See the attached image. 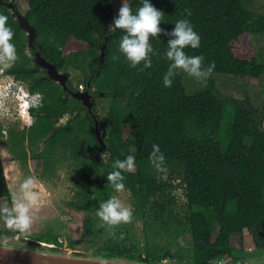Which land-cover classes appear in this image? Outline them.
I'll return each instance as SVG.
<instances>
[{
    "label": "trees",
    "instance_id": "1",
    "mask_svg": "<svg viewBox=\"0 0 264 264\" xmlns=\"http://www.w3.org/2000/svg\"><path fill=\"white\" fill-rule=\"evenodd\" d=\"M247 1L150 0L164 12L160 27L168 32L176 21L188 19L200 36V47L186 48V54L202 55L205 66L215 65L205 88L193 94L188 93L180 74L173 78L171 87L163 85L171 63L165 57L168 36L151 38L158 53L152 56L151 68L139 71V66H129L119 51L122 30L109 29L114 18L112 0L27 1L28 19L38 32L44 57L61 65L60 69L71 66L82 71L84 85L91 81L96 97L109 100L106 123L100 120L99 130L107 144L102 155H107L111 169L104 188L97 191L91 189L86 175L94 174L97 165L78 152L81 144L85 149L97 144L93 119L88 112L79 111V102L66 97L60 84L46 77L44 71L38 74L33 70L38 65H32V58L25 52L26 31L9 8L0 5V14L8 17V26L15 34L12 42L19 57L6 71L26 81L31 92L43 94L40 109L31 111L34 122L28 132H9L7 145L14 156L27 164L29 143L38 175H45L47 169L50 172L59 150H69L73 159H83L78 180L83 190L77 204L87 212L97 211L99 203L116 195L107 181L114 162L128 155L135 157V171L123 173V183L131 193L134 221L112 228L114 236L108 248L113 252L106 257L125 256L146 262L171 259L191 264L229 258L230 264H236L240 256L264 252V111L253 106L249 98L223 94L214 78L215 74L251 81L264 77L263 62L255 57L239 58L234 51L235 41L244 34L264 32V15L249 9ZM129 4L133 13L142 6L141 0ZM71 39L87 43V51L66 55L64 48ZM105 42L104 63L98 61L97 71H92ZM74 111L78 113L68 127L56 129L57 120ZM2 132L0 123V137ZM47 137L40 152L39 143ZM153 144L159 145L165 155L166 180L158 179L160 174L149 161ZM7 180L0 153V202L11 206L13 195ZM177 188H182L184 202H178ZM135 221L142 223L144 247L136 242ZM94 227L91 222L86 229ZM245 230L252 235L254 254L232 245V236L242 237ZM6 235L15 236L9 232ZM188 235L191 243L181 245L180 236ZM45 242L56 244L58 249L57 238ZM163 248V255L156 253Z\"/></svg>",
    "mask_w": 264,
    "mask_h": 264
},
{
    "label": "rangeland",
    "instance_id": "2",
    "mask_svg": "<svg viewBox=\"0 0 264 264\" xmlns=\"http://www.w3.org/2000/svg\"><path fill=\"white\" fill-rule=\"evenodd\" d=\"M14 1H16L20 12L26 15L28 10V0ZM130 1L131 0H127L128 3ZM112 2L114 5V17H116L123 0H112ZM246 5L258 15H264V0H248ZM112 22L110 24H112ZM87 49V43L71 39L64 48V53L67 55L74 52L87 51ZM234 51L236 56L239 58L255 57L260 62L264 63V32L244 34L239 40L235 41ZM25 52L29 56L31 49H29L27 46ZM61 70L62 72H67L70 74V83H72L75 87L82 88L85 86L84 75L82 71L71 66L63 67ZM179 74L183 77L186 89L189 94H193L205 88L204 84L196 82L193 78H189L185 73L179 72ZM10 78L11 77H8V79ZM214 78L216 80L218 89L223 94L244 100L249 98L253 106L264 110V77L260 78L258 81H251L245 77L215 74ZM0 83L1 86H4L0 89V108L5 102V106L7 108H11L10 102H13L14 106L13 109H0V123L3 126L2 136L0 137V153L2 161H4V170L6 165L12 176L11 182L7 180L9 188L14 197L18 194L19 184L25 178L32 176L37 180V190L40 193V210L39 212L35 213L36 219L31 229L27 232H21L18 230L14 231L6 226L3 219H0V231L4 233L3 236L14 237L13 235H6L9 232L10 234H15V237H18L22 240L35 241L39 243H47L45 242L47 239L55 242L57 238L59 245L58 250L106 257V255H109L113 252V250L108 248L112 246L111 240L114 236L111 234L112 228L104 224L99 219V217L96 215L97 211L92 212L89 210L90 212H87L83 206L77 204L81 198L83 190L82 185L78 181L80 177L79 175L81 173L80 164L83 159L78 157L77 159H73L68 153L69 150H59V152L56 154V157L54 158L50 172L47 169L45 175H38L37 171L34 169L35 161L32 158L33 151H31L32 149H30L31 147L29 145L27 150L29 158L28 163H21L10 151V148L7 145V140L11 129H15L17 131H26L29 127H27V124H25L26 119H24L23 123V120H21L19 116V100L14 98L11 101L9 100L10 102L8 103L5 94L6 87L8 86L5 85L1 79ZM20 85L23 87V89L28 91V83L26 81L22 80ZM108 108V98L105 96L96 98L95 112L97 114H99L101 117H105L107 115L106 112ZM127 133H130L128 129ZM45 143L46 139L39 143L40 152L45 149ZM82 153L87 154L85 150ZM79 156L82 155L79 154ZM101 159H103L105 163L109 165V160L106 154H103ZM98 174L99 173L96 172V174L90 178L92 183L91 189L93 191H97L98 189ZM175 193L178 202L181 203L185 201L182 188H177ZM130 195V191L125 188L124 191L116 193L115 196H117L126 206H131L132 208ZM4 205H7L5 201L0 202V206ZM132 221H134L133 218ZM91 222L95 223V227L94 229L88 231L86 226ZM98 231H100V233ZM134 233L138 246L144 247L146 238L141 222L135 221ZM179 242L183 246H188V244L191 243V237H189V235L180 236ZM231 242L233 247L237 249L243 248L244 252L247 254H254L256 251V247L252 240V235L247 230L244 231L242 237H240V235H233ZM177 248L178 247H175L174 250L176 251ZM164 252L165 250L163 248L156 253L163 255ZM123 258L127 257L123 256ZM188 259H190V257L187 258V260ZM258 259L259 261L264 262V252L259 251V254L251 256L250 259H248L249 261L240 256V259L237 260V263L256 264L255 262ZM226 260L229 262L232 261H230L229 258H226ZM167 261L170 260L168 259Z\"/></svg>",
    "mask_w": 264,
    "mask_h": 264
},
{
    "label": "clouds",
    "instance_id": "3",
    "mask_svg": "<svg viewBox=\"0 0 264 264\" xmlns=\"http://www.w3.org/2000/svg\"><path fill=\"white\" fill-rule=\"evenodd\" d=\"M141 4L142 6L133 13L127 0H123L118 10V15L113 18L112 24L109 25V29L113 31L119 29L123 32L119 51L129 62V66L131 68H138L139 66V71L151 68L152 56L158 55L150 42L151 38H159L161 35L168 36L170 38L167 41L165 57L171 63L163 76L164 87H171L173 78L179 72L185 73L189 78H193L196 82L206 86L207 80L213 74L215 65L213 63L205 66L202 55L189 56L186 54V48L197 49L200 47V36L194 30L191 22L188 19H180L174 24V29L168 32L160 27L164 12L158 10L150 0H141ZM185 11L187 15H191L189 10L186 9ZM14 35L12 28L8 26V17L0 14V79L8 86L5 92L8 103L14 98L20 102L19 97H21L20 82L22 80L6 71L19 59L16 46L12 42ZM8 77L11 78L8 79ZM3 87L0 83V89ZM29 93L28 101L30 105L28 109L32 119V109L40 108L43 104V99L41 98L36 103V93L40 92L29 91ZM5 103L0 109L12 108L13 102H10L11 108H7ZM149 161L155 171L160 174L158 179L166 180L168 168L165 155L159 145L153 144ZM113 168L114 170L107 175V181L114 191L119 193L125 189V184L123 183L125 176L123 173L135 171L136 161L134 155H128L123 160H116ZM39 210L40 193L37 190V180L29 176L19 184L18 194L13 197L11 206H0V219H3L9 229L27 232L31 229L36 219L35 213L39 212ZM96 215L110 228L131 223L133 218L131 206H126L117 196H112L106 201H102Z\"/></svg>",
    "mask_w": 264,
    "mask_h": 264
},
{
    "label": "water",
    "instance_id": "4",
    "mask_svg": "<svg viewBox=\"0 0 264 264\" xmlns=\"http://www.w3.org/2000/svg\"><path fill=\"white\" fill-rule=\"evenodd\" d=\"M0 5H6L14 15L15 19L18 21L19 27L26 31V34L28 36V48L31 49L37 45L42 52V46L37 40L38 32L36 28L29 22L28 15H24L20 12L16 1L0 0ZM106 49L107 42L103 44L101 53L95 59L96 62L100 61L104 63L107 53ZM41 52L36 53L35 60L37 65L47 71L46 76L49 79L57 82L63 87L64 90H67L70 74L67 72H62V70L59 68L61 65L47 60ZM71 93L74 98L82 102V104L90 113L94 115L96 119L95 131L100 139V149L98 151V153L100 154L106 148V142L100 137L101 131L99 130V121L97 120L96 115L93 113L96 99L93 98L89 90H83L82 88H79L76 91H72ZM262 111L264 110L262 109ZM76 115V111H74L73 113H65L59 119V124H63V126L67 128L69 121L72 118H75ZM52 134L53 132L49 136H51ZM48 138L49 137H47L46 140ZM84 150V144H81L78 152L80 154H84L82 153ZM258 254L259 253L254 255ZM254 255H248L244 259L248 260L251 256ZM167 260L168 259L146 262L143 260H134L123 257H102L95 256L93 254H78L76 252H68L55 249V246L53 244L22 240L15 236H0V264H191L176 262L175 260L171 259H169L170 261ZM255 263L264 264V262L259 261V259ZM211 264L217 263L211 261Z\"/></svg>",
    "mask_w": 264,
    "mask_h": 264
},
{
    "label": "flooded vegetation",
    "instance_id": "5",
    "mask_svg": "<svg viewBox=\"0 0 264 264\" xmlns=\"http://www.w3.org/2000/svg\"><path fill=\"white\" fill-rule=\"evenodd\" d=\"M27 46H28V41H27V43H26V48H27ZM37 52H41V50H40V48L36 45L35 47H33V48H31V52H30V54H29V57H31L32 58V60H33V65H35V64H37L36 63V60H35V57H36V53ZM42 53V52H41ZM96 63V66L93 68V70L92 71H97V67H99V64L97 63V62H95ZM33 70L36 72V73H43V71L47 74V71L45 70V69H43V68H41L40 66H33ZM47 77V76H46ZM92 86V83H91V81H89L88 83H87V86H84L82 89L83 90H89V92L91 93V95L93 96V98L94 99H96L97 97H96V94H95V91H96V87H91ZM77 89H79V88H77V87H75L72 83H70V78H69V80H68V89L67 90H65L66 91V97L68 96V97H73V95H72V91H76ZM29 90V89H28ZM30 91V90H29ZM43 95V94H42ZM42 99H43V97H42ZM76 99V98H75ZM77 100V99H76ZM78 102H79V111L80 112H82V113H86V112H88L89 113V115L91 116V118L93 119V121H94V123L96 122L95 120V117H94V115L92 114V113H90L88 110H87V108L82 104V102L80 101V100H77ZM14 108V106H12V108L11 109H13ZM38 109H40V108H38ZM93 113L96 115V118H97V120L99 121V126H100V120H103V124H105L106 122V116L105 117H101L99 114H97L96 112H95V106H94V108H93ZM77 112V111H76ZM78 113V112H77ZM60 119V118H59ZM57 120V122H56V124H55V126H56V128H59V127H65V126H63V124H59V121L60 120ZM33 122H34V118H33ZM70 122V121H69ZM33 124V123H32ZM29 129V128H28ZM101 131V134H100V137H101V139H103V137H102V134H103V131L102 130H100ZM26 132H28V130H26ZM94 133H95V137H96V141H97V144L93 147V149H85V152H87V154H83V156H87V157H89L90 159H92L95 163H96V165H97V170H96V172H98L99 174H98V177H99V179L97 180V185H98V189H101V188H104V186H105V182H106V174H107V172L111 169V167L110 166H108L106 163H105V161L103 160V159H101V156H102V153H98V151H99V149H100V139H99V137L97 136V134H96V131H95V127H94ZM28 146H29V143H27V145H26V148H27V150H28ZM106 147H107V144H106ZM31 149V148H30ZM106 149V148H105ZM104 149V150H105ZM44 150V149H43ZM42 150V151H43ZM103 150V151H104ZM32 151V150H31ZM41 151V152H42ZM96 172L94 173V174H90V173H87L86 175L88 176V180L90 181V184L92 185V183H91V180H90V178L91 177H93L95 174H96ZM99 205H100V203L98 204V207H99ZM89 230H91V229H89ZM88 230V231H89ZM113 230V229H112ZM111 230V231H112ZM99 233H100V231H98ZM111 234H113L114 235V233L113 232H111Z\"/></svg>",
    "mask_w": 264,
    "mask_h": 264
},
{
    "label": "built area",
    "instance_id": "6",
    "mask_svg": "<svg viewBox=\"0 0 264 264\" xmlns=\"http://www.w3.org/2000/svg\"><path fill=\"white\" fill-rule=\"evenodd\" d=\"M20 91H21V94H20L21 95V99H20V102H19V116L23 120V122H24V119L27 120V123L26 122L25 123L29 127L31 125V123H32V121H31L32 119H30L31 118L30 117V111L28 109L29 105H30V102L28 101V97L30 96V93H29V91H26L25 89H23L22 86L20 88ZM36 97H37L36 103H38L41 100V98H42V94L36 93ZM214 262L217 263V264H230L229 261H227L225 258L214 260Z\"/></svg>",
    "mask_w": 264,
    "mask_h": 264
},
{
    "label": "bare ground",
    "instance_id": "7",
    "mask_svg": "<svg viewBox=\"0 0 264 264\" xmlns=\"http://www.w3.org/2000/svg\"><path fill=\"white\" fill-rule=\"evenodd\" d=\"M19 98L21 99V97H19ZM5 170H6V176H7L8 180H9V182H11L12 176H11V173L9 172L8 168L6 167V165H5Z\"/></svg>",
    "mask_w": 264,
    "mask_h": 264
},
{
    "label": "crops",
    "instance_id": "8",
    "mask_svg": "<svg viewBox=\"0 0 264 264\" xmlns=\"http://www.w3.org/2000/svg\"><path fill=\"white\" fill-rule=\"evenodd\" d=\"M4 162V161H3ZM3 167H4V165H3ZM5 171V170H4Z\"/></svg>",
    "mask_w": 264,
    "mask_h": 264
}]
</instances>
